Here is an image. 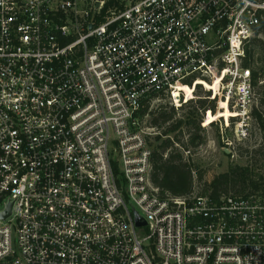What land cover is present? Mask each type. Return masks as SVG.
<instances>
[{
    "label": "built area",
    "instance_id": "1",
    "mask_svg": "<svg viewBox=\"0 0 264 264\" xmlns=\"http://www.w3.org/2000/svg\"><path fill=\"white\" fill-rule=\"evenodd\" d=\"M263 24L264 0H0V264H264V195H162L140 117L202 87L248 140Z\"/></svg>",
    "mask_w": 264,
    "mask_h": 264
},
{
    "label": "trees",
    "instance_id": "2",
    "mask_svg": "<svg viewBox=\"0 0 264 264\" xmlns=\"http://www.w3.org/2000/svg\"><path fill=\"white\" fill-rule=\"evenodd\" d=\"M260 31L264 34V24L261 25ZM260 42L264 52V41L254 39V43ZM254 78H258V72L254 71ZM257 80V79H255ZM256 86L258 84H255ZM200 90V91H199ZM197 93H202L203 96H198V99H190L186 104L179 109L170 106H159L155 111L150 110L152 99L146 101L140 111V117L144 118L146 114H151L152 118L149 121L150 126L163 129L162 136L171 135L172 137L163 138L157 136L155 141L151 143L153 154L151 158L150 178L152 183L158 187L162 195L169 194L172 196H191L194 194L196 180H199L202 188L199 195L209 196L212 199H218L223 195L242 194L248 195L259 190L260 184L253 177V173L249 167L234 166L224 173L215 175L211 180H204L203 174L200 172L196 178L190 163L187 162L183 151L175 144H179L186 149L187 144L185 137L190 134L191 142H201L202 137L198 134L201 130V122L205 117L206 111L211 110L210 121L217 120L213 113H216L217 103L215 100H210V91L199 87ZM259 92L264 94V90ZM188 108L185 114H179V111ZM191 108V109H190ZM264 95L258 99V105L253 109L254 121L264 129L263 122ZM191 128L194 132L191 133ZM264 195V193H263Z\"/></svg>",
    "mask_w": 264,
    "mask_h": 264
},
{
    "label": "rangeland",
    "instance_id": "3",
    "mask_svg": "<svg viewBox=\"0 0 264 264\" xmlns=\"http://www.w3.org/2000/svg\"><path fill=\"white\" fill-rule=\"evenodd\" d=\"M264 36V35H263ZM263 36L260 39L264 40ZM253 65L251 66L252 71L260 73L261 79L255 80V93L257 99H260L264 94L259 92L264 90V52L260 42L253 44ZM207 87L214 89L215 86L207 84ZM200 91V90H199ZM202 93H194L193 98L198 99V96L205 94L204 90ZM258 105L255 103L254 107ZM159 106H167V110L170 105L164 100H154L150 107V110L155 111ZM218 106V105H217ZM191 109V108H190ZM189 110L188 108L179 111V114H185ZM219 108L217 107L215 117L217 120L210 121L212 118L206 113L207 123L205 126L201 124V130L198 134L202 137V141L191 142L190 134H187L188 138L185 139L187 144L186 149L191 151L190 155L187 156V162L191 164L194 171V175L197 178L198 174L202 172L204 180H211L215 175L224 173L234 166H247L251 169L253 177L259 182L260 188L257 192L264 193V129L253 120L251 121V134L248 140L244 142H235L231 129L224 128V118L227 116H218ZM264 114V109H263ZM152 115L146 114L143 118V125L149 126V121ZM209 122V123H208ZM264 122V115H263ZM161 132L163 129H160ZM194 128H191V133L194 132ZM222 134L225 140L222 138ZM227 139L232 142L229 146L223 141ZM231 145V146H230ZM202 188L199 180H196L194 187V194H199Z\"/></svg>",
    "mask_w": 264,
    "mask_h": 264
},
{
    "label": "bare ground",
    "instance_id": "4",
    "mask_svg": "<svg viewBox=\"0 0 264 264\" xmlns=\"http://www.w3.org/2000/svg\"><path fill=\"white\" fill-rule=\"evenodd\" d=\"M214 86L216 87L217 84L215 83ZM224 108H225V104H222L220 111H218V116H220V115H222V116H224V115L225 116H228L229 115V112L227 110H224ZM216 118H218V117H216Z\"/></svg>",
    "mask_w": 264,
    "mask_h": 264
},
{
    "label": "water",
    "instance_id": "5",
    "mask_svg": "<svg viewBox=\"0 0 264 264\" xmlns=\"http://www.w3.org/2000/svg\"><path fill=\"white\" fill-rule=\"evenodd\" d=\"M143 224H145V221L141 217L136 216V225L141 226Z\"/></svg>",
    "mask_w": 264,
    "mask_h": 264
}]
</instances>
